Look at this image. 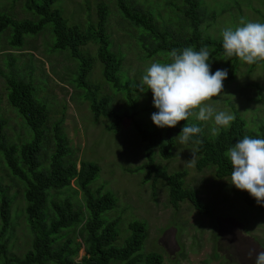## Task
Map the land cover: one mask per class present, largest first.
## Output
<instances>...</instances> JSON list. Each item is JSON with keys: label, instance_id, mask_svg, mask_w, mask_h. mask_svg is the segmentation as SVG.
Returning <instances> with one entry per match:
<instances>
[{"label": "rangeland", "instance_id": "374dc122", "mask_svg": "<svg viewBox=\"0 0 264 264\" xmlns=\"http://www.w3.org/2000/svg\"><path fill=\"white\" fill-rule=\"evenodd\" d=\"M123 1L148 13L158 28L167 29L175 37L188 35L180 0ZM197 1L202 36L223 39L232 33L262 35L259 42L246 45L233 69L222 60L203 57L192 67L183 58L173 62L160 53L149 57L140 42L141 30L121 17L117 0H52L51 8L59 12L66 25L81 31L95 26L98 5L106 7L105 33L108 50L120 60L119 81L139 88L131 93L133 103L128 101L126 90L118 91L102 79L95 43L79 48L93 64L84 85L78 86L74 83L78 62L69 58L67 51L53 48L49 24L36 34L22 35L20 47L9 44L10 29L5 28L0 32L1 134L8 145L16 147L32 137L22 117L7 102L6 80L12 78L28 84L33 99L44 106V148L51 150L52 128L59 123L68 148L65 161H73L76 168L80 161L97 166L88 189L109 192L115 200L114 207L101 214L102 219L116 220L117 234L111 247L121 248L130 237L127 224L139 221L145 224V231L137 254L158 253L162 264H264V210L244 202V197L264 196L263 186L251 187L264 181V171L257 169L260 154L252 150L242 156V144L236 145L225 155L238 166V174L216 178L210 166L195 169V149L185 144L180 131L187 125H197L204 137L213 139L229 126L236 112L245 134L258 136V128L264 126V103L260 99L264 97V60L254 67L251 63L264 40V0ZM31 3L37 5L41 0H0V15L36 22L37 16L26 9ZM216 75L231 78L216 81ZM102 98L122 118L114 131L107 130L111 118L93 119L89 110L93 100ZM132 121L149 132L173 130L170 157L163 159L154 150V165L166 174L183 171L184 186L196 193L206 213L199 214L186 201L172 208L164 182L156 179L152 189L151 178L144 180L146 172L140 169L145 162L142 145ZM1 197L8 201V225L1 240L8 255L21 258L32 239L23 213L22 186L8 175L0 158ZM64 198L81 207V193L72 181L70 188L49 191L47 202ZM69 237L74 243L81 241ZM82 254L80 249L74 260Z\"/></svg>", "mask_w": 264, "mask_h": 264}, {"label": "trees", "instance_id": "16d2710c", "mask_svg": "<svg viewBox=\"0 0 264 264\" xmlns=\"http://www.w3.org/2000/svg\"><path fill=\"white\" fill-rule=\"evenodd\" d=\"M183 18L187 22L189 33L186 37H175L167 29H160L145 11L136 10L123 0H117L121 17L135 28L141 30V43L150 57L156 53L168 56L176 62L183 58L186 64L205 60H222L233 69L239 58L243 56L246 45H253L262 40L260 33H232L223 39H211L202 36L199 31V11L197 0H180ZM52 0H41L40 4H28L26 9L37 16V21H17L0 15V32L10 29L9 44L20 47L22 35L36 34L49 24L54 37L53 48L65 50L68 56L78 62V86L84 85V78L93 64L92 58L83 56L79 48L88 42L96 45L95 58L101 65L102 79L116 90H126L128 101L133 103L131 93L139 89L126 81L121 83L117 76L120 60L108 50V37L105 33L107 10L104 5L97 7L95 26L89 25L88 31H81L76 26H67L56 9L51 8ZM264 60V40L257 47L256 57L252 60L254 67ZM228 76H215V80L230 79ZM7 102L22 117L31 131V140L16 147L8 145L1 134L0 123V158L8 175L16 179L22 186L24 201L23 213L32 234L29 250L21 257L8 255L5 242L1 240L7 229L8 201L0 199V259L2 264H162L158 253L137 254L143 242L145 224L132 221L127 224L130 237L121 248L111 247L116 239V220H105L101 214L111 210L115 200L109 192L97 189L91 192L88 184L95 178L98 168L94 164L78 162L76 168L73 161H65L68 148L59 130V123L52 128L51 150H47L44 126L47 114L44 106L37 103L30 92L28 84L15 79H7ZM264 103V97H260ZM93 119L111 118L112 123L107 130L114 131L121 121V116L107 107L106 98L98 102L94 100L89 106ZM183 111V108H182ZM132 128L142 145L144 164L140 169L146 172L145 181L151 178L153 189L156 179L164 182L167 189V201L172 208L186 201L199 214L206 213L205 207L196 193L183 184V171L166 174L154 165V150L163 159L170 157L173 133L167 129L163 134L158 131H146L141 125L132 121ZM185 136V144L193 146L197 158L194 167L197 171L212 167L216 178L235 176L238 166L230 161L225 153L238 144H242L241 155L248 156L252 150L260 154L257 165L264 171V126L258 128V136L250 137L244 132V123L233 112V119L225 130H221L213 139L204 137L197 125H187L180 130ZM71 181L81 193V207L68 198L61 201L47 202L48 192H59L70 188ZM264 187V181L251 185L252 188ZM248 205H255L264 210V196L258 198L244 197ZM48 205V209L46 208ZM69 235L79 237L80 242H73ZM63 241V242H61ZM61 242V243H60ZM82 249L83 254L78 261L74 258Z\"/></svg>", "mask_w": 264, "mask_h": 264}]
</instances>
